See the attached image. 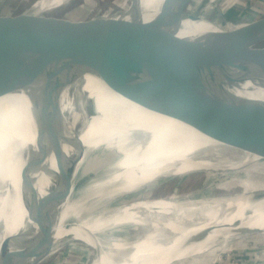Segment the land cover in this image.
<instances>
[{
	"label": "bare ground",
	"instance_id": "1",
	"mask_svg": "<svg viewBox=\"0 0 264 264\" xmlns=\"http://www.w3.org/2000/svg\"><path fill=\"white\" fill-rule=\"evenodd\" d=\"M65 1L45 0L41 10H53ZM166 1L135 0L126 30H141L162 23L176 0L168 4ZM211 5L207 2L205 10H210ZM186 17L178 33L180 37L239 27V33L243 35L237 38L245 39L243 45L247 43L251 48L264 40V27L261 26L237 22L220 26L204 19L199 10L186 13ZM25 19H7L0 31L13 29ZM192 20L205 21L213 29L208 30L205 24L194 25ZM40 24L13 47H25L35 37L43 43V37L50 35L45 46L38 48L39 54L48 49L64 52L82 48L94 39L102 25L83 22V29L63 44L57 41L66 35L65 32H58L60 29L57 28L44 30L39 28ZM191 41L190 46L177 53L181 55L187 51L185 57L207 75L217 77L228 71L233 77L220 87L237 99H264V77L235 78L237 71L221 50L201 40ZM8 53L9 50L0 55L2 66L21 57L17 54L11 61ZM178 73L195 83L186 73ZM88 100L93 102L89 114ZM29 108L25 92L0 99V243L19 230L33 227L35 231L30 221L33 214L64 198L67 199L50 220L55 223L54 240L57 242L72 235L74 239L91 243L98 249L92 264H172L175 260L183 264L186 261L183 258H199L219 242L225 244L249 236L246 230H258L264 235V197L252 183L240 194L224 199V203L212 202L209 206L208 202H203L194 207L172 206L171 209V202L163 198L151 200L149 193L158 180L182 178L201 170L236 171L242 168L202 153L215 149L218 144L176 120L147 111L121 97L93 74L82 75L61 96L67 129L82 125L83 152L67 146L64 153L37 152ZM261 163L264 166V162ZM117 197L130 200L104 211ZM153 203L161 206L159 212L152 214L148 210V214L140 218L139 209L143 211ZM221 204L224 206L220 211ZM95 212L99 213L93 217ZM171 212L172 215L168 214ZM69 221H76V224L67 226ZM82 228L95 235H100L103 230L109 232L120 228L132 229L134 233L133 236L109 234L99 239L98 236L94 238L95 235L90 237L88 231V234L82 232ZM225 248L226 245L221 251Z\"/></svg>",
	"mask_w": 264,
	"mask_h": 264
},
{
	"label": "water",
	"instance_id": "2",
	"mask_svg": "<svg viewBox=\"0 0 264 264\" xmlns=\"http://www.w3.org/2000/svg\"><path fill=\"white\" fill-rule=\"evenodd\" d=\"M134 1L127 0L128 7L118 3L119 9L111 11L94 39L82 48L64 52L48 49L39 54L38 48L45 46L44 42H47L50 35L43 37V43L35 37L25 47H13L31 33L49 11L31 15L17 23L13 29L0 31V55L9 50L11 61L17 54L21 56L10 65L0 64V99L19 92L26 93L37 152L64 153L66 146L76 152H83L80 133L82 125L79 124L73 130L67 129L61 96L82 75L93 74L108 89L139 107L176 120L216 142L218 145L215 149L201 152L246 170L253 176L252 184L259 188L258 193L264 197V166L252 158L256 156L264 162V99H237L220 87L233 77L228 71L217 77L207 75L205 70L196 67L189 61L191 59L185 57L187 51L181 55L177 53L190 46V42H193L191 40H201L223 52L237 71L235 78L253 80L264 77L260 76L264 71V46L250 48L247 43L243 45L245 39L237 38L243 35L239 33V27L180 37L178 33L193 0H176L160 24L127 31ZM220 14L210 22L224 26L234 21H247L244 25L264 27L263 9L242 7ZM7 18L0 17V28L5 27L3 23L8 22ZM81 22V19L75 17L55 16L40 24L39 28H57L60 29L58 32H65L63 34L66 35L57 41L65 44L73 34L83 29ZM22 52L25 53L22 55ZM178 72L186 73L195 83ZM86 105L89 114L93 110V102L88 100ZM241 192L242 189H238L224 195L196 194L183 199H163L171 202V209L172 206L194 207L203 202H208L209 206L213 205L212 202L224 203V199L233 198ZM66 199L57 200L33 214L30 221L35 231L33 227H28L4 238L0 243V264H31L53 253L55 246L64 240L89 244L74 239L72 235L57 242L54 240L55 223H50V220ZM149 205L143 211L139 209L140 218L148 214V210L152 214L159 212L160 205ZM222 205L218 207L220 211ZM81 231L88 230L82 228ZM88 232L93 238L95 234ZM245 232L259 234L264 239V235H260L261 231ZM103 234L107 235L106 231L103 230L100 235ZM94 238H97L96 235Z\"/></svg>",
	"mask_w": 264,
	"mask_h": 264
},
{
	"label": "rangeland",
	"instance_id": "3",
	"mask_svg": "<svg viewBox=\"0 0 264 264\" xmlns=\"http://www.w3.org/2000/svg\"><path fill=\"white\" fill-rule=\"evenodd\" d=\"M44 1L45 0H0V17H8L7 19H16L19 17L27 18L43 11H49V13L43 17L41 23L44 24L55 16H70V18L75 17L81 19V23L93 21L102 24L109 18L111 11L119 9L117 6L118 3L121 2L120 6L128 7V4H126L127 0L124 2H122L123 0H67L57 5V7H54L53 10H41L42 4L45 3ZM207 2H210L212 5L210 10L206 11L205 6ZM242 7L264 10V0H193L186 13L190 14L193 11L199 10L203 18L210 22L221 15L220 13L222 12ZM196 23H199V25L205 24V28H208V30L209 28L213 29V26L205 21H195L194 25ZM237 23L245 24L247 21H240ZM213 24L217 23L214 22ZM263 46L264 40L252 45L251 48ZM255 160H258L260 165L262 164L261 160ZM252 180L254 181L253 176L243 169L236 171L201 170L186 174L182 178L174 177L170 180H158V184L151 188L149 197L151 199H171L172 197L183 199L185 196L196 194H201L202 196L203 194H231L238 189H242V191L248 189L251 183H253ZM130 198L132 199V197ZM126 200L130 199L117 197L115 201L111 202L109 207L104 209V211L113 210L121 206ZM98 213L95 212L92 213V215H97ZM75 223L76 221H69L66 224L69 226ZM0 232H2L1 226ZM106 233L108 234H96V237L98 236L99 239H102L110 236L109 234L133 236L134 231L128 228H120ZM222 243L223 242L217 243L216 246L214 245L201 254L199 258H183L186 260L183 264H264V239L260 238L258 235L255 236L254 234H250L244 238L231 240L225 244ZM225 245L227 248L222 252L221 250ZM97 251L98 249H95L90 243L85 244L73 240H64V242L55 246L53 253L46 256L37 264H92L97 257ZM178 262L179 260H175L172 264H180Z\"/></svg>",
	"mask_w": 264,
	"mask_h": 264
}]
</instances>
